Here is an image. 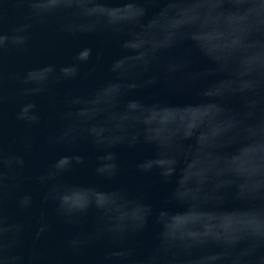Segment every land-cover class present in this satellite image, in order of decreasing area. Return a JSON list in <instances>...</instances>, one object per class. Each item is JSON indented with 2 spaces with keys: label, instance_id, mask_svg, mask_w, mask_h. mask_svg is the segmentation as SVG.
I'll use <instances>...</instances> for the list:
<instances>
[{
  "label": "water",
  "instance_id": "1",
  "mask_svg": "<svg viewBox=\"0 0 264 264\" xmlns=\"http://www.w3.org/2000/svg\"><path fill=\"white\" fill-rule=\"evenodd\" d=\"M0 264H264V0H0Z\"/></svg>",
  "mask_w": 264,
  "mask_h": 264
}]
</instances>
